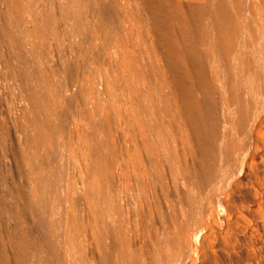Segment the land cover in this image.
<instances>
[{
	"label": "rangeland",
	"instance_id": "1",
	"mask_svg": "<svg viewBox=\"0 0 264 264\" xmlns=\"http://www.w3.org/2000/svg\"><path fill=\"white\" fill-rule=\"evenodd\" d=\"M193 1L0 0V264H30L37 252L43 177L55 190L48 216L60 199L84 225L99 208L108 222L105 245L94 241L103 233L81 237L84 264H264V94L236 126L240 156L224 141L210 154L205 120L221 110L224 137L230 113L219 98L206 111L207 98L180 81L173 95ZM243 25L264 45V16Z\"/></svg>",
	"mask_w": 264,
	"mask_h": 264
},
{
	"label": "bare ground",
	"instance_id": "2",
	"mask_svg": "<svg viewBox=\"0 0 264 264\" xmlns=\"http://www.w3.org/2000/svg\"><path fill=\"white\" fill-rule=\"evenodd\" d=\"M197 1L194 0L192 2L190 21H188L187 28L185 30L186 38L184 40V48H185V53L187 55V60L186 63L183 62V64L184 65L186 64L187 69L186 72H184L181 75L177 73V62L175 60L176 53L175 51H173L174 54L172 56V64H171L172 78L174 82L173 95H175V93L178 91L179 86L183 88L185 87L187 89L196 88L200 98H207L205 99L206 101L204 100L205 101L204 109L206 111H209V109L216 102L219 101L220 103H222L223 109L222 108L221 109L223 110L222 112L223 115H225L226 113L228 114L230 113V115L228 116L230 118L228 120L226 119L228 121V125H225L228 126L227 130L231 129L230 134L224 137L220 136L221 133L220 126L216 123L217 118L221 114L220 113L221 110H220V112L218 111L216 114L211 115L209 118L205 120L204 124H206L207 130L205 135L206 141L203 145H205V148L209 153L212 152L216 155V153L219 150V147L221 146V142L224 141L222 142L223 145L224 143L230 145L232 147V151H234V153L236 152V154L238 155L240 152H242L241 151L242 145L239 144V137L241 136L240 134L242 133L239 132L240 133L239 136L236 135L235 132L237 131L236 126L241 127L238 125V123L240 124V121L243 119L246 120V118H243V115H245V113L247 114V117L250 118L248 113L250 111L249 109H251L250 107L253 105L254 100L256 98L261 97L264 94V49H263L264 45H262L258 41V38L255 39V36H253L252 33L254 27L245 26L243 25V23H245V21L247 22L249 17L255 16V18H257L260 16L261 17L264 16V0H199V2ZM77 2L78 0H66L65 5L73 6L75 3L77 4ZM30 4L28 3V5ZM100 4L101 1L96 2V6L98 10L102 11L103 10L102 7H104V5L106 4H103V6H101ZM255 6L257 7L256 8L257 13L254 14L253 12L251 13V11ZM107 10H109L108 7ZM44 27H41L42 34L43 31L45 32V30L43 29ZM46 31L48 30L46 29ZM37 33L40 32L38 31ZM4 36H8V35L5 32L0 31V37H4ZM35 47H37V45H35ZM24 64H25L24 67L27 66L30 68V66H28L30 63L29 62L26 63V60ZM27 67L25 68L27 69ZM178 81H180L179 86H178ZM209 94H211L210 97H208ZM218 98L219 100L217 101ZM43 104L45 105L44 102ZM44 105L42 106L44 107ZM146 105H148L147 101H146ZM43 107H41V109ZM46 108L50 109V107H46ZM46 108L41 110L42 113L43 112L48 113L47 112L48 110H46ZM54 110L56 111V109ZM50 113L52 112H49V114ZM42 116L44 117V115ZM244 122L241 123L242 127L243 124H247ZM47 123L49 122L47 121ZM44 127L46 128V126ZM37 128L38 131L42 133L41 128L43 129V126L41 127V125L38 124ZM43 130L45 133H42V135H45L47 131H45L46 129ZM243 130L245 131V129ZM44 142L45 140L43 141V144H45ZM47 142L48 141H46V143ZM33 149L34 150L37 149V151H39V149H41V145L40 146L38 145ZM58 151L59 149H56L55 152L60 154V152ZM56 157H57L56 159H53L51 161V165L54 167L56 172L57 171L60 172L64 164L62 162L60 164L59 163L60 157L59 158L58 156ZM106 165L107 164H105V162L101 164V168L103 169L102 172L103 177H106L108 174V169L106 168L107 167ZM171 166L174 169L175 167L177 168L176 156L172 158ZM220 166L221 165H219L218 163H214L212 166V170L216 172L219 170ZM51 170H53V168ZM52 173L53 171L51 172V174ZM45 175L46 177L50 176L49 173ZM54 175L55 172L51 177L53 178ZM56 175L58 176L59 173H56ZM55 177L54 179H56ZM44 179L45 177H43L42 180L40 179L42 181L40 186L41 191L38 192L39 193L41 192L42 194L40 193V195L38 196L40 197L42 196V198L44 197V200L42 199V201L43 202L45 201L44 206L42 205V208L44 207L45 208L44 209L40 208L39 211L40 213H42L43 221L41 224L43 225V227H45V230L43 232V235L41 234L39 236L38 241L36 242L35 247L37 249V252L31 255L30 264H84L83 252L85 251H83L84 246L80 244L81 237H83L84 235L86 236L87 233H89L91 237L97 234L99 235V233H103L107 227L108 222H106V218L105 216H103L104 214H102V212L99 211L100 209L99 208L97 209L98 210L97 214L95 213L96 214L95 217H97L98 219L89 220L92 221V223H90V225L86 223L85 225H89L88 226L89 228H87L85 227L84 223L81 222L82 219L80 220V218L77 216L73 217L75 215H73L72 217L68 215L66 210L68 209V207L65 208V210H63V208L60 207V205L63 206L62 204H60L61 203L59 201L60 199H58L55 204L56 215L53 214L48 216L46 214L47 213L46 210L48 207V206L46 207V199L48 200V198L54 196L55 190H53L51 185L48 182H45ZM35 203L37 204L38 202L35 201ZM101 205L102 204L100 203V206ZM161 209H162L161 205H156L155 211L158 212ZM58 211L63 212L62 214L63 219L61 218V220L59 218L61 212L59 214ZM94 212L95 211H93L91 215L94 216ZM72 225L74 226L73 228ZM53 226L55 227V229L52 230L51 228ZM150 228L151 226H148L146 228L147 230L145 229L146 231H144L143 237H147ZM56 230H59L58 234ZM109 234L110 233H108V235ZM105 235L100 238L98 237L97 239L94 238V241L99 245V247H101L100 245L102 244L105 245L107 242H109L108 241L109 236L107 237V235L106 236ZM117 242L121 244L122 239L119 237L117 239ZM85 248H87V246ZM102 252H104V250ZM52 258L56 260H53Z\"/></svg>",
	"mask_w": 264,
	"mask_h": 264
}]
</instances>
